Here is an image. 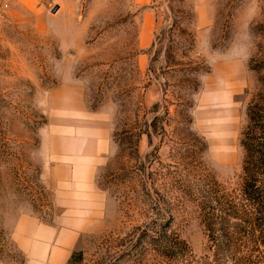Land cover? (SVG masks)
<instances>
[{"label":"rangeland","instance_id":"rangeland-1","mask_svg":"<svg viewBox=\"0 0 264 264\" xmlns=\"http://www.w3.org/2000/svg\"><path fill=\"white\" fill-rule=\"evenodd\" d=\"M263 93L264 0H0V264L28 261L17 216L59 212L41 130L87 112L113 130L96 180L109 206L71 257L213 264L201 206L217 186L239 191L247 109ZM165 232L187 246L177 259L155 246Z\"/></svg>","mask_w":264,"mask_h":264},{"label":"crops","instance_id":"crops-1","mask_svg":"<svg viewBox=\"0 0 264 264\" xmlns=\"http://www.w3.org/2000/svg\"><path fill=\"white\" fill-rule=\"evenodd\" d=\"M197 20L203 27L208 23L204 14ZM101 115L75 113L83 124L50 121L41 130L42 178L53 188L59 212L50 224L29 214L17 216L11 225L17 247L28 258L26 264H67L78 238L107 215V194L96 180L112 152L113 130L99 122Z\"/></svg>","mask_w":264,"mask_h":264},{"label":"trees","instance_id":"trees-1","mask_svg":"<svg viewBox=\"0 0 264 264\" xmlns=\"http://www.w3.org/2000/svg\"><path fill=\"white\" fill-rule=\"evenodd\" d=\"M247 116L239 191L217 186L222 190L208 193L201 206L213 264H264V93L249 104ZM161 235L154 243L162 257L177 259L187 249L178 236ZM68 264H84L83 254L74 253Z\"/></svg>","mask_w":264,"mask_h":264},{"label":"water","instance_id":"water-1","mask_svg":"<svg viewBox=\"0 0 264 264\" xmlns=\"http://www.w3.org/2000/svg\"><path fill=\"white\" fill-rule=\"evenodd\" d=\"M57 9H58V8H55V9L53 10V12L55 13V12L57 11Z\"/></svg>","mask_w":264,"mask_h":264}]
</instances>
